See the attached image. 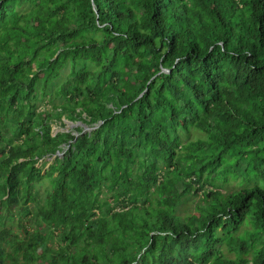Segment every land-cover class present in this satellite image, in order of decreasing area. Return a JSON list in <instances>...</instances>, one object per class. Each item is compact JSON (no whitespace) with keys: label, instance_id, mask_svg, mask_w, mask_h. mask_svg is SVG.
Wrapping results in <instances>:
<instances>
[{"label":"trees","instance_id":"16d2710c","mask_svg":"<svg viewBox=\"0 0 264 264\" xmlns=\"http://www.w3.org/2000/svg\"><path fill=\"white\" fill-rule=\"evenodd\" d=\"M229 175L264 182V0H0V264H264Z\"/></svg>","mask_w":264,"mask_h":264},{"label":"rangeland","instance_id":"374dc122","mask_svg":"<svg viewBox=\"0 0 264 264\" xmlns=\"http://www.w3.org/2000/svg\"><path fill=\"white\" fill-rule=\"evenodd\" d=\"M69 72V68L68 67H64L61 69V74L60 76L57 78L56 82H54L50 88L48 89L47 93L51 92L53 93L54 90L60 85V83L64 80L65 76L67 75V73ZM37 92L39 93V89L37 90ZM47 97H43L40 100H37L35 102L36 106H37V111L41 110L42 108L46 107L47 104H49L47 102ZM66 123V127L65 128H61L59 127L57 124H54L52 126V132L53 134L57 131H62V130H67V129H72L75 128L77 124L72 123L71 121L68 120H64ZM87 130V129H86ZM182 137V141H186V140H196V138L202 137L203 138V134L198 131L197 129L192 128L191 133L184 135H181ZM47 162V165L44 167L43 171H45L48 167L49 164H51L53 162V157H48L45 160ZM139 162H137L138 164ZM37 166H40V163L37 164ZM146 173H151L150 170L146 171ZM160 173V172H159ZM241 179L238 177V175H235V177H233L232 175L227 176V180L225 182L222 181H218L216 182L215 179L213 177H210L207 185L205 186V189L207 190H211V189H218L220 191L221 194L223 195H227L229 197H232L233 192L240 189L241 187H245V186H250L253 184H257L260 185L262 187H264V182L261 181H253L251 180V183H241L240 181ZM245 182V181H244ZM51 180H46V179H42L39 182H36L34 184V188L37 191L38 194V198H39V206H42L44 204V202H48V191L51 189ZM195 187L197 186V184L194 185ZM202 201H201V193H194L192 192L190 195H188L187 197L183 198L182 203L180 204V206H178L177 208V213L180 215H187V214H191V213H195L197 211V208L201 205ZM3 205V204H2ZM31 207V212H33L35 209V207H33V204H29ZM24 218L23 215H21L20 217L16 214L15 211L10 210V211H5L4 209H2V211L0 212V219H2L3 223L5 224V226L9 227V226H13V231L14 232H18V230H20L19 227V220H22ZM32 218V217H31ZM25 220V224L26 226H28V229H31V227L35 226V223L33 220H29L28 218L24 219Z\"/></svg>","mask_w":264,"mask_h":264},{"label":"water","instance_id":"95a60500","mask_svg":"<svg viewBox=\"0 0 264 264\" xmlns=\"http://www.w3.org/2000/svg\"><path fill=\"white\" fill-rule=\"evenodd\" d=\"M162 70H163L164 72H168V70H166V69H162ZM78 124H79V123H78ZM86 129L89 130V128H86V127H85V130H86Z\"/></svg>","mask_w":264,"mask_h":264}]
</instances>
